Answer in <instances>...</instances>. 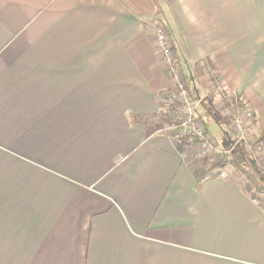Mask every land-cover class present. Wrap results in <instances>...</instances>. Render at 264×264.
<instances>
[{"label": "crops", "instance_id": "crops-1", "mask_svg": "<svg viewBox=\"0 0 264 264\" xmlns=\"http://www.w3.org/2000/svg\"><path fill=\"white\" fill-rule=\"evenodd\" d=\"M158 25L191 97L213 70L264 132V0H0V264H264L235 168L162 131Z\"/></svg>", "mask_w": 264, "mask_h": 264}, {"label": "built area", "instance_id": "built-area-1", "mask_svg": "<svg viewBox=\"0 0 264 264\" xmlns=\"http://www.w3.org/2000/svg\"><path fill=\"white\" fill-rule=\"evenodd\" d=\"M155 45L170 81L159 93V103L165 117L162 131L171 139L177 152L188 157L196 166L197 173H202V165H214L217 158H222L232 148L230 150L219 148L208 137L204 124L197 114L202 98L191 97L190 90L183 80L182 71L176 63L171 38L161 25L155 29ZM216 90L222 92L218 85ZM225 95L235 97L236 93ZM230 128L235 137L232 147L240 142L249 145L257 131L253 109L242 102L230 122Z\"/></svg>", "mask_w": 264, "mask_h": 264}, {"label": "rangeland", "instance_id": "rangeland-1", "mask_svg": "<svg viewBox=\"0 0 264 264\" xmlns=\"http://www.w3.org/2000/svg\"><path fill=\"white\" fill-rule=\"evenodd\" d=\"M210 74H211L212 82L214 83L213 84L214 88H212L211 90L212 93L208 94L204 98L205 99L204 102L202 99L201 104L197 108V111H200L201 113L202 117L200 115L198 116L201 119V122L204 124L208 137H210L213 140L216 146L222 147L223 142H224L223 128L227 130L228 135L232 138L233 135L231 133L230 128L228 127V124L231 122L238 108L241 107L242 101H239L238 99H236L234 95L228 96V95H225L226 93L224 92L217 91L216 90V82H217L216 74L214 73L213 70H210ZM214 100L216 101V105H218L221 108V112L220 111L217 112L215 110L214 105H212V101ZM208 114H210L211 117ZM164 122H165V119H164ZM260 135L261 133L256 131V134L251 139L252 143L250 142L249 145L244 144L245 152H247V154H251L252 157H254V159L256 158V156H258L257 149L260 144L258 142ZM225 157L226 156H223L222 158H217L214 166L215 167L222 166L225 163L224 162ZM207 167L208 165H205V164L202 165L203 171H206ZM229 170L232 171V169L230 168ZM233 171L234 173L239 175V177L242 179L244 187H246L247 185L250 187L249 189H253V185L251 183L246 184L247 179L243 174H241L240 170L235 169ZM258 197L261 198V201L257 200V202L264 206V195H261Z\"/></svg>", "mask_w": 264, "mask_h": 264}, {"label": "trees", "instance_id": "trees-1", "mask_svg": "<svg viewBox=\"0 0 264 264\" xmlns=\"http://www.w3.org/2000/svg\"><path fill=\"white\" fill-rule=\"evenodd\" d=\"M235 97L239 101H242L240 98V95L236 94ZM223 131L225 133H227V130L224 128H223ZM263 134H264V132L261 133V135L259 137V141H258L259 143L262 139ZM230 139H231V137H230ZM228 142H229V139L227 137L226 138L224 137L223 143L227 144ZM259 146H260V144H259ZM258 149H259V147H258ZM258 149H257V153H258ZM225 156H226L225 160H224L225 163L220 167H223L224 165L229 164V165L233 166L235 169L240 170L241 174H243L247 179L246 184L251 183L253 185V189H249L250 187L247 185H246V187H244V189L247 192V194L249 195V197L252 200L261 201V198L258 196L264 195V171L256 165V162H255L256 158L254 159V157H252L251 154H247V152H245V145L243 142L235 144L232 147V150L229 153H227ZM220 167H215L214 165H208L206 171L199 173V175H198L199 179L212 178L213 176H215L217 174L215 172L216 171L215 169L220 168ZM260 205L263 206L262 204H260Z\"/></svg>", "mask_w": 264, "mask_h": 264}, {"label": "water", "instance_id": "water-1", "mask_svg": "<svg viewBox=\"0 0 264 264\" xmlns=\"http://www.w3.org/2000/svg\"><path fill=\"white\" fill-rule=\"evenodd\" d=\"M224 135H225V136L231 141V139H230L228 133H225V132H224ZM231 142H232V141H231Z\"/></svg>", "mask_w": 264, "mask_h": 264}]
</instances>
